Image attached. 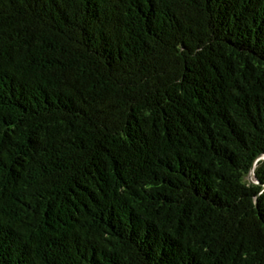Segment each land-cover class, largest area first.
<instances>
[{
  "label": "trees",
  "instance_id": "trees-1",
  "mask_svg": "<svg viewBox=\"0 0 264 264\" xmlns=\"http://www.w3.org/2000/svg\"><path fill=\"white\" fill-rule=\"evenodd\" d=\"M0 264H264V0H0Z\"/></svg>",
  "mask_w": 264,
  "mask_h": 264
}]
</instances>
